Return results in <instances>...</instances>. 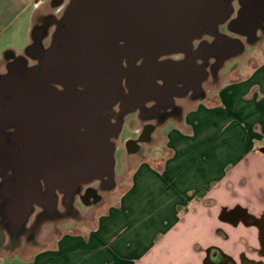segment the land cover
<instances>
[{"label": "crops", "instance_id": "1", "mask_svg": "<svg viewBox=\"0 0 264 264\" xmlns=\"http://www.w3.org/2000/svg\"><path fill=\"white\" fill-rule=\"evenodd\" d=\"M56 1L0 0V75L54 46V30L39 17H63L70 0ZM243 65L213 101L200 96L182 118L167 119L159 166L158 158L140 163L90 228L62 234L24 264H264V61ZM189 221L210 225L205 243L178 238ZM1 233L0 248L12 245L8 254L20 257L19 241Z\"/></svg>", "mask_w": 264, "mask_h": 264}, {"label": "water", "instance_id": "2", "mask_svg": "<svg viewBox=\"0 0 264 264\" xmlns=\"http://www.w3.org/2000/svg\"><path fill=\"white\" fill-rule=\"evenodd\" d=\"M231 12L226 0H70L62 17L66 26L59 37L62 48L58 49L56 43L47 51L43 73L32 70L25 77L17 73L2 78V85L20 91L8 103L20 106V139L25 136L29 141L34 139L38 112L49 113L53 104L74 105L75 100L82 98L88 107V120L84 133L73 127L71 176L67 186L74 188L80 183L111 177L116 164L113 138L121 126L112 123L103 111L121 101L128 102L124 80L135 79L137 93L170 99L176 82L170 81L163 91L155 73L189 68L196 75L197 86H201L206 75L198 63L202 50L212 56L221 48H234L237 52L241 44L225 34L219 35L216 43H206L199 50H194V42L206 29L216 31ZM255 30L256 26L252 27L250 34L254 35ZM173 54L187 57L179 62L159 61ZM55 56L59 75H53L51 69ZM140 61L142 65H138ZM147 73L149 78L145 77ZM56 79L66 86L67 92H58L51 86ZM80 83L85 88L83 93L76 90ZM147 101L141 100L138 105ZM17 120L13 117L12 123L17 124ZM25 168L33 169L28 161ZM25 168L20 166L13 185L15 191L20 190L24 195L23 216L29 212L30 201L41 198L40 179L44 176L50 180L48 175L29 174ZM1 239L0 231V243Z\"/></svg>", "mask_w": 264, "mask_h": 264}, {"label": "flooded vegetation", "instance_id": "3", "mask_svg": "<svg viewBox=\"0 0 264 264\" xmlns=\"http://www.w3.org/2000/svg\"><path fill=\"white\" fill-rule=\"evenodd\" d=\"M232 12L227 20L221 23L216 31L206 29L203 35L194 42V50H199L204 44L208 43L202 40L205 36H210L213 41L208 44L217 42L219 35L224 34L227 30L232 33L244 36L247 40L254 41L256 34L264 29V0H226ZM63 0H57L56 4H62ZM53 21L50 18L46 25ZM256 26L254 35L250 34L252 27ZM66 27V26H65ZM64 27V28H65ZM64 28L62 30H64ZM60 31L59 37L62 34ZM244 31L242 34L240 32ZM42 31L36 32L40 35ZM59 37H56L55 44L58 49L62 48L59 43ZM229 49V50H228ZM36 51H34V54ZM47 51L43 52L40 57L31 61V64H25L22 61L15 60L10 62L7 71L0 75V177L4 180L2 183V191L6 202V221L11 224L12 232L16 237L23 233V224L32 214V207L39 205L46 208L51 214L55 211L58 204L65 207L64 217H75L79 214L76 210V204H99L102 201L100 190H106L111 186L110 180L98 179L89 183H80L74 188L68 187V177L71 176V141L73 136V127H79L81 133L85 132V126L88 118V107L84 104L83 99L75 100L74 105H62L60 103L53 104L49 107V113L38 112L35 116L34 122V139L29 141L28 137L20 139V106L14 107L9 105L11 101L15 100L16 94L20 95L19 90L11 89L2 85V78L8 75L19 73L22 77L35 70L38 74L43 73L44 65L47 59ZM227 56L223 63L220 60ZM208 51L202 50L201 57L198 62L203 61L208 65L213 74L221 68L228 60L235 57L237 54L234 48H227L216 51L212 56H208ZM186 54H173L163 56L159 59L160 62L166 60L184 61ZM57 58V56H55ZM140 61L138 65H142ZM191 68V66H189ZM51 69L53 75L60 73L58 66V58L51 60ZM59 75V74H58ZM158 77V83L161 89L167 90L168 83L174 80L176 83L171 89L169 98L162 96L159 99H154L149 94L143 95L136 92V80H124L126 96H129L128 102H120L111 109H104L103 114L108 115L107 112L113 110L115 107H120L118 117L120 119L128 117L130 114L140 111V116L145 119L156 120V123H146L143 130L136 140L130 142L131 151L140 150V145L151 140L152 133L155 131L157 124L166 121L170 116L178 115L182 118L183 108L176 105L174 98H184L189 93L192 98L197 99L201 96V86H197V78L192 70L185 69L165 70L160 73H155ZM149 78V73L145 75ZM208 75H205V79ZM203 80V81H204ZM203 83V82H202ZM202 85V84H201ZM51 86L58 92H67L66 86L57 80L51 83ZM76 90L79 93L85 92L82 83L78 84ZM148 100L145 104L138 105L141 100ZM44 107H38L42 110ZM17 117V124L12 123L13 117ZM110 117V115H108ZM111 119V118H110ZM122 132V128L118 134ZM117 134V135H118ZM116 135V136H117ZM114 139V138H113ZM11 147V150H10ZM26 161L32 165V170L25 168ZM20 166L24 167L29 174L41 173L48 175L50 180L43 176L40 179L41 184V198L38 200H31L29 204V212L23 216V201L24 195L22 192L15 191L13 185L17 180V173L20 171ZM28 167V166H27ZM24 169V171H26ZM5 177L7 178L5 180ZM11 177V180H8ZM54 177V179L52 178ZM13 179V180H12ZM94 183H99L98 187L92 186ZM78 198V200L76 199ZM75 209V213H72ZM61 217L62 213H57ZM63 217V218H64ZM20 218V226L18 228V220ZM58 219V217H56ZM4 227L0 225V231ZM19 233V234H17ZM33 235L29 236L32 239Z\"/></svg>", "mask_w": 264, "mask_h": 264}, {"label": "rangeland", "instance_id": "4", "mask_svg": "<svg viewBox=\"0 0 264 264\" xmlns=\"http://www.w3.org/2000/svg\"><path fill=\"white\" fill-rule=\"evenodd\" d=\"M46 11L48 14L49 10ZM48 18L49 17L46 19L44 15H41L39 17V21L46 20L47 22ZM52 20L53 21L49 23V28L54 30V35L56 37H59L60 31L65 27V24L63 23L61 16H52ZM224 34L235 38L241 44V48L236 52L237 54L235 57L223 64L216 74H213L211 68L208 65H205L203 61L198 62L208 75V78L205 79L201 85V96H211L210 101L214 100L212 95L216 96L222 86L226 83V80H228L229 77H226V74H230V72L236 70L237 73L235 76L238 77L240 67H243V64H249L250 67H255L264 61V29H261L256 34L254 41L251 42L247 40V38H244V36L238 34L235 35V33H232L229 30H227ZM202 40H205L208 43L213 41L210 36H205ZM51 43L52 40L49 39L45 42L48 46L51 45ZM21 45L23 44L20 43V48H16V50L19 51V53H25L26 50ZM202 97L193 99L192 94L189 93L184 98L175 97L174 102L177 105H183L182 115H184L186 111L195 107L196 104L199 103L200 99L203 101ZM120 111V107L118 106L107 112V114L110 115L112 123L119 124L121 126L122 132L113 139L116 149L115 170L111 177H105V179L110 180L111 186L106 190H100L102 201L99 204L92 203L88 205L78 203L75 206L79 214L75 217L68 216L67 218L64 217L65 207L61 204H58L53 214H51V212L43 206H33L32 214L23 224V233L16 237L20 244V257H13L8 254L9 252L7 251H9L8 249H11L12 245H9L10 247L0 248V264H24L26 260H30L33 257L35 252L52 247L62 234L71 231H84L86 228H90L95 223L97 217L100 216L107 208L115 204L120 198L121 193H123V191H125L126 188L132 184L133 171L140 163L152 161V159L158 158V160L153 163L158 166L160 165V151L161 146L164 145V133L167 130L165 127L163 132L162 127L168 123L167 120L161 124H157L155 131L152 133L151 140L142 143L140 145V150L131 151L130 142L139 137L143 130V126L146 123H156V120H154V118H142L139 110L130 114L128 117L120 119L118 117ZM175 116L178 117V115ZM6 179L7 178L5 177V180ZM2 180H4V178L0 177V225L2 224L4 227V232L9 241V239L13 240L16 235L12 232L11 224L6 221L7 210L2 191ZM8 180H11V177H9ZM92 186L98 187L99 183H94ZM76 199L78 200V198ZM57 213H62L61 217H59L60 215ZM72 213H75V209ZM56 217H58V219H56ZM209 227V224L204 223L197 224V226L194 227L192 221H189L186 225L180 227L178 231V238L184 240V245L188 242H192L193 240L205 243V240L208 239ZM31 234L33 235V238L29 239ZM177 260L180 261L182 258H177ZM183 260H192V258H190L188 253H185Z\"/></svg>", "mask_w": 264, "mask_h": 264}, {"label": "trees", "instance_id": "5", "mask_svg": "<svg viewBox=\"0 0 264 264\" xmlns=\"http://www.w3.org/2000/svg\"><path fill=\"white\" fill-rule=\"evenodd\" d=\"M216 264H234L227 258H222V260H219L218 262H215Z\"/></svg>", "mask_w": 264, "mask_h": 264}]
</instances>
